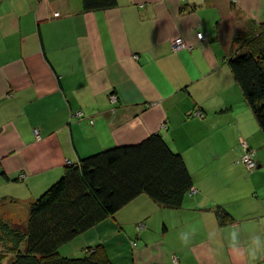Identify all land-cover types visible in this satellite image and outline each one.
<instances>
[{
	"label": "crops",
	"instance_id": "obj_1",
	"mask_svg": "<svg viewBox=\"0 0 264 264\" xmlns=\"http://www.w3.org/2000/svg\"><path fill=\"white\" fill-rule=\"evenodd\" d=\"M260 22L264 0H0V217L27 224L69 164L161 134L193 178L182 207L141 195L92 228L105 234L61 250L97 242L114 264H264V130L227 59ZM177 37L192 47L175 51Z\"/></svg>",
	"mask_w": 264,
	"mask_h": 264
},
{
	"label": "trees",
	"instance_id": "obj_2",
	"mask_svg": "<svg viewBox=\"0 0 264 264\" xmlns=\"http://www.w3.org/2000/svg\"><path fill=\"white\" fill-rule=\"evenodd\" d=\"M230 2L234 7V0ZM117 4L118 0H83L85 10ZM233 40L237 46L228 62L264 130V22ZM193 187L183 156L161 134L88 155L69 164L61 179L30 204L27 224L14 225L0 217V238L14 242L0 253V264H114L104 243L88 247L82 257L63 255L61 247L143 194L177 209ZM220 216L222 224L230 222L224 211ZM7 249L14 259L7 260Z\"/></svg>",
	"mask_w": 264,
	"mask_h": 264
},
{
	"label": "built area",
	"instance_id": "obj_3",
	"mask_svg": "<svg viewBox=\"0 0 264 264\" xmlns=\"http://www.w3.org/2000/svg\"><path fill=\"white\" fill-rule=\"evenodd\" d=\"M198 37L202 40H205L207 37L203 32L198 33ZM187 47L184 39L182 37H179L176 39L173 49L180 51ZM111 99L113 101H117V95L111 94ZM78 114L81 116L83 115L81 112H78ZM197 116H204L203 111L197 110L194 112ZM38 134V130H36ZM241 145L243 149V153L240 157V162L243 163L250 171H253L258 168V161H257V151L254 149L246 140H241ZM175 264L179 263V259L177 256H174Z\"/></svg>",
	"mask_w": 264,
	"mask_h": 264
},
{
	"label": "rangeland",
	"instance_id": "obj_4",
	"mask_svg": "<svg viewBox=\"0 0 264 264\" xmlns=\"http://www.w3.org/2000/svg\"><path fill=\"white\" fill-rule=\"evenodd\" d=\"M177 38H179V37H177ZM176 38V39H177ZM183 38V37H182ZM176 39L174 40V42H173V46H174V43H175V41H176ZM184 39V38H183ZM184 41H185V39H184ZM185 43H186V45H187V47L185 48V49H189V48H191L192 46L190 45V44H188L186 41H185ZM233 43H234V40H233ZM237 46V45H236ZM235 46V47H236ZM184 50V49H183ZM235 50V49H234ZM175 51H177V50H175ZM180 51H182V50H180ZM179 52V51H178ZM36 134H37V132H36ZM37 136L39 137V132H38V134H37ZM77 163V162H76ZM25 176V175H24ZM24 176H22V177H24ZM143 195H145V196H147L146 198H150L148 195H146V194H143ZM149 200V199H148ZM152 199L150 198V201L149 202H152L151 201ZM136 202H138V201H135L134 203H136ZM29 209H30V207H29ZM106 227H104V226H102L100 229H98L97 231H95L94 229H92V231H91V233H89V235L90 236H98V234H105L104 232L106 231ZM108 231V230H107ZM3 234V232L0 230V237H1V235ZM84 234V233H83ZM83 234H81V235H83ZM81 235H79V236H81ZM77 237V238H75L73 241H71V242H69V243H67V244H65V245H63L62 246V248H67V247H70V246H72L74 243L73 242H80V238L81 237ZM84 236V235H83ZM6 238L7 239H9L7 236H6ZM3 238H1V240H0V253H2L3 251H5L6 250V248H11V247H13L14 246V242H12V238H10V242H6L7 240H5V242H4V244H2V242L4 241V240H2ZM136 243V242H135ZM97 245V242L94 244V246H96ZM67 246V247H66ZM93 246V247H94ZM109 248H111V246H109ZM7 249V250H8ZM76 248H74L73 250H75ZM114 250V249H113ZM112 250V248H111V251H113ZM115 251V250H114ZM8 252H10L9 250H8ZM61 253L63 254V255H66V256H70V257H82V256H84L85 254H86V251H85V249H77L76 251H74V254H66L67 252H63L62 250H61ZM114 253V252H113ZM14 253L12 252H10L9 254H8V258H7V260H10V259H14Z\"/></svg>",
	"mask_w": 264,
	"mask_h": 264
},
{
	"label": "clouds",
	"instance_id": "obj_5",
	"mask_svg": "<svg viewBox=\"0 0 264 264\" xmlns=\"http://www.w3.org/2000/svg\"><path fill=\"white\" fill-rule=\"evenodd\" d=\"M181 239H182L185 243H187V238H186V236H182Z\"/></svg>",
	"mask_w": 264,
	"mask_h": 264
},
{
	"label": "bare ground",
	"instance_id": "obj_6",
	"mask_svg": "<svg viewBox=\"0 0 264 264\" xmlns=\"http://www.w3.org/2000/svg\"><path fill=\"white\" fill-rule=\"evenodd\" d=\"M112 101V100H111ZM114 102V101H113ZM22 177V176H21Z\"/></svg>",
	"mask_w": 264,
	"mask_h": 264
}]
</instances>
